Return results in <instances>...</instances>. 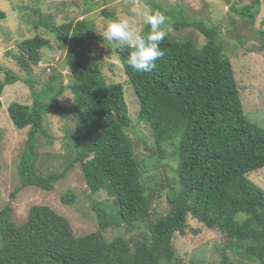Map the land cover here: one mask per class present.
<instances>
[{"label": "trees", "instance_id": "16d2710c", "mask_svg": "<svg viewBox=\"0 0 264 264\" xmlns=\"http://www.w3.org/2000/svg\"><path fill=\"white\" fill-rule=\"evenodd\" d=\"M225 1L231 11L253 22L263 0H251L240 10L231 0ZM164 14L173 29L190 27L201 34L204 43L168 34L161 43L165 56L150 73L127 67L125 60L131 51L127 47L121 45L116 51L139 103L138 119L147 120L158 145H175L176 182L166 193L167 211L153 216L156 193L143 180L142 167L126 134L131 118L123 87L106 82L91 51L92 40L102 41L95 32L94 17L60 26L47 25L41 18L39 25L66 46L64 67L70 82L65 85L62 72H55L45 89L35 92L29 73L40 63V51L49 41L35 36L17 43L19 53L14 57L28 74L25 82L33 96L31 106L12 103L7 108L14 127L27 128L17 164L21 187L52 191L54 184L78 165L88 193L105 191L113 201L93 206L98 230L79 237L74 236L69 221L52 208L33 206L25 222L17 225L11 218V204H6L0 210V264H180L173 239L176 234L185 235L189 217L222 233L225 249L230 247L233 254L264 264V190L248 178L249 173L264 168V130L244 115L219 28L203 19L185 18L182 8ZM99 15L115 19L108 9L100 10ZM259 36L261 44L247 52H264V31ZM17 81L20 78L7 72L0 92ZM65 90L72 99L63 103L59 97ZM46 112L62 119L76 118V129L64 134L73 159L62 173L42 175L36 167L38 139L49 144L53 140L43 124ZM75 197L67 191L60 195V202L68 206ZM239 211L248 214L243 222L236 218ZM141 223L148 233L131 241L103 236L107 228ZM228 261L229 255L223 253L221 263Z\"/></svg>", "mask_w": 264, "mask_h": 264}, {"label": "rangeland", "instance_id": "374dc122", "mask_svg": "<svg viewBox=\"0 0 264 264\" xmlns=\"http://www.w3.org/2000/svg\"><path fill=\"white\" fill-rule=\"evenodd\" d=\"M135 0H0V85L7 72L20 78L12 85H6L0 92V210L8 203L12 206V220L21 225L33 206H47L69 221L75 237L97 232L98 223L93 211L97 203L111 205L113 198L105 191L90 195L86 189L85 179L78 165L71 168L65 177L54 184L52 191H43L36 187H21L17 173V164L23 152L27 138V128L18 130L12 124L7 108L12 103L25 106L33 104L31 87L25 82L28 74L22 70L15 57L19 53L17 43L39 36L49 41V45L40 51L41 61L32 66L29 76L33 81L35 92L45 89L55 72H62L64 84L70 82L69 71L64 67L66 46L58 43L52 34L39 25L40 19L47 25L60 26L66 22H75L88 16L94 17L95 32L102 41L90 42L93 56L101 65V71L108 84L119 83L123 87L124 98L128 106L131 124L126 134L132 141L137 162L142 167V176L148 188L156 193L151 205L153 216L167 211L166 193L170 185L175 184L177 165L176 150L173 143L157 144L147 120L138 119L139 103L134 90L127 81L114 45L105 41L99 34L104 23L110 18L99 15L100 10L108 9L117 18H129L137 27H143L139 18L131 11ZM151 8L160 7L161 12L184 10L185 18L203 19L210 25L217 26L225 53L231 61L243 112L249 122L264 130V52H247L251 46H259L264 31V0L260 13L250 22L239 17L229 9L225 0H147ZM237 8L251 3V0H231ZM169 33L178 39L192 37L199 45L204 43L198 31L190 27L173 29ZM238 38L246 41L244 45ZM261 44V43H260ZM61 102H69L72 94L65 90L59 97ZM43 124L52 135V143L39 138V157L37 170L40 174L62 173L73 155L67 150L64 136L73 134L76 118L62 119L46 112ZM65 134V135H64ZM249 180L264 190V168L248 174ZM67 191L75 194V201L64 206L60 195ZM12 194L14 196L12 197ZM196 230L197 233H194ZM147 234L145 224L110 227L103 232L107 240L123 237L126 241L135 239L140 234ZM222 233L206 229L204 225L189 217L185 235H175L173 245L177 250L180 264L200 261L202 264H222L223 253L229 255L228 264H257L233 254L225 249L227 242L221 238ZM224 235V234H223ZM1 244V241H0ZM225 249V251H224ZM178 264V263H177Z\"/></svg>", "mask_w": 264, "mask_h": 264}, {"label": "clouds", "instance_id": "9594fccd", "mask_svg": "<svg viewBox=\"0 0 264 264\" xmlns=\"http://www.w3.org/2000/svg\"><path fill=\"white\" fill-rule=\"evenodd\" d=\"M131 11L139 18L143 27L132 24L129 18L107 20L99 34L105 41L119 49L121 45L129 52L125 63L137 73H150L156 68V61L165 56L161 43L172 31L169 17L159 10L152 9L147 0H135ZM147 31H144V28ZM248 214L239 211L236 218L243 222Z\"/></svg>", "mask_w": 264, "mask_h": 264}]
</instances>
